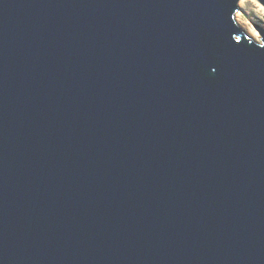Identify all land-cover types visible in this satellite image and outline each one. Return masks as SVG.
<instances>
[{
    "label": "water",
    "instance_id": "obj_1",
    "mask_svg": "<svg viewBox=\"0 0 264 264\" xmlns=\"http://www.w3.org/2000/svg\"><path fill=\"white\" fill-rule=\"evenodd\" d=\"M240 1L0 0V264H264Z\"/></svg>",
    "mask_w": 264,
    "mask_h": 264
},
{
    "label": "rangeland",
    "instance_id": "obj_2",
    "mask_svg": "<svg viewBox=\"0 0 264 264\" xmlns=\"http://www.w3.org/2000/svg\"><path fill=\"white\" fill-rule=\"evenodd\" d=\"M239 11L235 14L237 24L247 33L256 31L253 24L264 27V7L256 0H241L239 2ZM253 25V26H252ZM249 31V32H248ZM251 35V34H250ZM255 38L256 40H259Z\"/></svg>",
    "mask_w": 264,
    "mask_h": 264
},
{
    "label": "bare ground",
    "instance_id": "obj_3",
    "mask_svg": "<svg viewBox=\"0 0 264 264\" xmlns=\"http://www.w3.org/2000/svg\"><path fill=\"white\" fill-rule=\"evenodd\" d=\"M249 32V31H248ZM251 36L254 37V38H258L259 34L254 31V32H250Z\"/></svg>",
    "mask_w": 264,
    "mask_h": 264
}]
</instances>
